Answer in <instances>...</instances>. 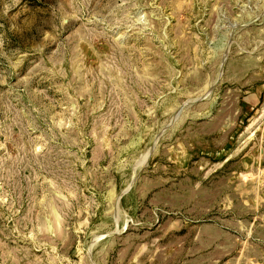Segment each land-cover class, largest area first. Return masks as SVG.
Masks as SVG:
<instances>
[{
	"label": "rangeland",
	"instance_id": "rangeland-1",
	"mask_svg": "<svg viewBox=\"0 0 264 264\" xmlns=\"http://www.w3.org/2000/svg\"><path fill=\"white\" fill-rule=\"evenodd\" d=\"M0 264H264V0H0Z\"/></svg>",
	"mask_w": 264,
	"mask_h": 264
}]
</instances>
